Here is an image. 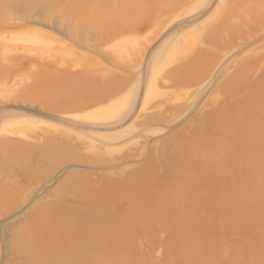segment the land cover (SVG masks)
Listing matches in <instances>:
<instances>
[{"label": "rangeland", "instance_id": "rangeland-1", "mask_svg": "<svg viewBox=\"0 0 264 264\" xmlns=\"http://www.w3.org/2000/svg\"><path fill=\"white\" fill-rule=\"evenodd\" d=\"M57 1L0 0V264H264V0Z\"/></svg>", "mask_w": 264, "mask_h": 264}, {"label": "bare ground", "instance_id": "bare-ground-1", "mask_svg": "<svg viewBox=\"0 0 264 264\" xmlns=\"http://www.w3.org/2000/svg\"><path fill=\"white\" fill-rule=\"evenodd\" d=\"M41 1H43L42 3L44 4V2H47V3H49V4H54V0H41ZM57 1V0H56ZM58 2V1H57ZM32 3H35V1H33ZM37 3H38V1H37ZM40 3V2H39ZM41 3V4H42ZM56 3V2H55ZM55 5H57V4H55ZM55 5H53V6H55ZM52 6V7H53ZM190 36H192V35H190ZM201 37V36H200ZM177 38H179V37H177ZM194 38H196V37H193V39ZM202 38V37H201ZM180 39V38H179ZM193 39H191V40H193ZM191 40H189V41H191ZM197 41V40H196ZM186 42V41H185ZM192 42V41H191ZM195 42V41H194ZM198 42V41H197ZM183 43V42H182ZM187 44V43H186ZM191 44V43H190ZM192 44H193V42H192ZM178 44H176V46L175 47H178L177 46ZM183 45V44H182ZM180 46V45H179ZM191 46V45H190ZM174 47V48H175ZM181 48V47H180ZM180 48H178V49H180ZM199 49H203V48H199ZM204 50V49H203ZM185 50L183 49V52H184ZM188 50H186V52H187ZM183 52L181 53V52H178V50H175L174 49V53L172 52L171 53V55L172 54H174L175 56L177 55L178 56V54H183ZM202 53H204L203 51H200V54H202ZM170 55V54H169ZM168 55V56H169ZM179 55V56H180ZM194 56H195V53L193 54ZM192 55V56H193ZM173 56V55H172ZM172 56H170V57H172ZM197 56V55H196ZM195 56V57H196ZM200 56H202V55H200ZM206 56V55H205ZM195 57H193V58H195ZM35 58V57H34ZM191 58V57H190ZM193 58H191V60H188V59H186V62H184L183 64H179V68H178V70H179V73H181V71H184V72H187V73H194V72H196L195 71V61L197 62V60L196 59H198V58H195V59H193ZM171 59V58H170ZM177 59V58H176ZM202 59V58H201ZM204 59V58H203ZM207 59V58H206ZM167 60H169V57H168V59ZM249 61V60H248ZM165 62V61H164ZM182 62V61H181ZM247 63V62H246ZM177 64V63H176ZM162 65V64H161ZM163 66H164V64H163ZM249 66V65H248ZM166 67V66H165ZM171 67V66H170ZM169 67V68H170ZM160 68V67H159ZM198 68V67H197ZM239 70V69H238ZM177 72V74H178V71H176ZM184 72H183V74H184ZM202 72V71H201ZM235 72V71H234ZM175 73V72H174ZM199 73V72H198ZM205 73V72H204ZM186 74V73H185ZM187 75H189V74H187ZM192 75V74H191ZM195 74H193V76H194ZM234 77V76H233ZM201 78V77H200ZM197 79V78H196ZM203 79V78H202ZM153 80V79H152ZM200 80V79H199ZM203 81V80H202ZM203 84V83H202ZM149 91V90H148ZM155 90L154 89H152L151 90V92L153 93ZM147 92V91H146ZM149 93H150V91H149ZM149 98V97H148ZM119 105V104H118ZM144 106V105H143ZM119 107H120V105L119 106H117L116 108H114V109H116L117 110V108L119 109ZM116 110H114V111H116ZM217 114V113H216ZM215 114V115H216ZM210 115H212V114H210ZM216 116H219V115H216ZM216 116H214V117H216ZM208 117V116H207ZM208 119H212V117L211 118H208ZM216 119H218V117H216ZM216 119H214V120H216ZM209 120V121H210ZM213 120V121H214ZM218 121V120H217ZM217 121H216V123H217ZM211 122H212V120H211ZM221 122V121H220ZM223 122V121H222ZM224 123V122H223ZM223 123H222V125H223ZM216 125V124H215ZM218 125V124H217ZM219 125H221V123H219ZM201 126V125H200ZM199 126V127H200ZM197 128V129H200V131H203L201 128L202 127H200V128ZM219 127V126H218ZM221 127V126H220ZM196 129V131L197 132H195V133H198V132H200V131H198ZM243 133V132H242ZM250 133V132H249ZM194 136V135H193ZM245 136H247V134L245 135ZM195 138V137H194ZM196 139V138H195ZM198 139V138H197ZM260 141V140H259ZM253 142H254V140H253ZM91 230V229H90ZM99 235H100V232H99V230H97V229H95V230H93V231H89L88 230V233H87V236L89 237V239L92 241V243L94 244V245H96V247H97V245H98V239H99ZM25 239H28V238H23L22 239V241H23V243L25 242ZM103 241V240H102ZM104 242H106V241H104ZM110 245V244H109ZM111 246V245H110ZM113 246H114V244H113ZM95 247V246H94ZM95 247V248H96ZM102 248V247H101ZM107 249H108V246H107ZM109 250V249H108ZM28 252V251H27ZM105 252V251H104ZM28 255H29V257H30V259H32V261L35 263V264H45V263H43V260L40 258V257H38V256H35L34 254H32V252H28ZM120 263V261L118 260V261H116V264H119Z\"/></svg>", "mask_w": 264, "mask_h": 264}]
</instances>
